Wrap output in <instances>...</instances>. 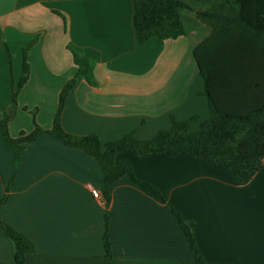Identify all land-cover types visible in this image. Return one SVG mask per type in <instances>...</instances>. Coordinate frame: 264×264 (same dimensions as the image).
<instances>
[{
	"label": "crops",
	"instance_id": "1",
	"mask_svg": "<svg viewBox=\"0 0 264 264\" xmlns=\"http://www.w3.org/2000/svg\"><path fill=\"white\" fill-rule=\"evenodd\" d=\"M134 1L0 0V110L10 106L12 81L21 77L22 49L38 38L10 123L12 137L34 131L33 111L43 129L53 127L60 91L77 72L68 45L94 59L96 84L78 78L63 126L74 135L96 133L102 144L132 131L147 140L170 130L172 118L197 117L190 129L196 131L210 117L196 48L223 106L242 110L261 99L264 37L235 19L214 17L206 24L197 15L213 9L231 15L234 0L215 7L182 0L188 5L180 10L185 36L144 44L134 27ZM13 152L0 144V199L14 175L1 218L34 242L37 252L26 264H195L168 205L192 227L210 264H264V164L239 186L226 169L190 154L119 153L116 160L130 163L140 182L159 190L166 203L129 176L116 181L108 209V257L105 201L90 189H99L103 179L96 159L49 134L28 143L17 163ZM0 261L17 264L1 225Z\"/></svg>",
	"mask_w": 264,
	"mask_h": 264
},
{
	"label": "trees",
	"instance_id": "2",
	"mask_svg": "<svg viewBox=\"0 0 264 264\" xmlns=\"http://www.w3.org/2000/svg\"><path fill=\"white\" fill-rule=\"evenodd\" d=\"M196 1L203 5L215 7L224 0ZM234 2L236 4L235 11L231 15L225 16L216 13L213 9L198 12V18L206 24H213L214 17L235 19L264 37V0H234ZM187 7V3L182 0H135L134 27L139 41L144 44L155 38L176 40L185 36L186 25L180 10ZM55 13L61 16L65 22L66 19L58 11H55ZM37 41L38 38L33 39L22 49L21 77L18 82L12 81L10 106L0 110V144L6 142L13 148L14 161L17 163L28 143L34 142L43 134H49L63 145L80 149L96 159L103 172L99 189L105 201L103 240L108 257L112 255L108 209L112 202V185L116 181L129 176L148 195L166 203L159 190L149 184L140 182L130 163L116 160L119 153L132 150L141 157L159 153L171 156L190 154L207 161L213 166L226 169L239 186L248 184L264 164V94L257 103L255 102L242 110L223 106L212 86L211 76L200 60L197 51L199 48L194 49V55L204 80V95L208 100L210 117L200 121L199 128L196 131L190 129L192 124L197 121V117H193L188 121H177L172 118L170 130H161L147 140L138 139L136 132L132 131L121 138L102 144L96 133L79 136L68 132L63 126L62 114L66 107L67 98L72 89L75 88L78 78L82 77L90 84H96L94 76L96 62L94 59L88 55L78 53L68 45L67 49L72 53L74 62L77 65V72L60 91L59 105L54 116L53 127L48 130L43 129L36 121V111H33L34 131L30 133L21 132L17 137H12L9 132L10 123L17 113L20 91L29 81L31 73L29 51ZM7 52L12 74L13 59L8 48ZM13 182L14 175L9 181L5 196L0 199V225L11 240L16 263L26 264L27 257L37 252L34 242L23 232L4 222L1 218V208L7 202ZM168 207L181 227L180 229L195 259V264H210L201 252L202 250L191 229L192 227L177 210L170 205ZM0 264L7 263H1L0 261Z\"/></svg>",
	"mask_w": 264,
	"mask_h": 264
},
{
	"label": "built area",
	"instance_id": "3",
	"mask_svg": "<svg viewBox=\"0 0 264 264\" xmlns=\"http://www.w3.org/2000/svg\"><path fill=\"white\" fill-rule=\"evenodd\" d=\"M90 189L92 191V194L94 195L95 198L97 199H103L101 192L99 189H95L93 186H90Z\"/></svg>",
	"mask_w": 264,
	"mask_h": 264
},
{
	"label": "rangeland",
	"instance_id": "4",
	"mask_svg": "<svg viewBox=\"0 0 264 264\" xmlns=\"http://www.w3.org/2000/svg\"><path fill=\"white\" fill-rule=\"evenodd\" d=\"M33 116V115H32Z\"/></svg>",
	"mask_w": 264,
	"mask_h": 264
}]
</instances>
